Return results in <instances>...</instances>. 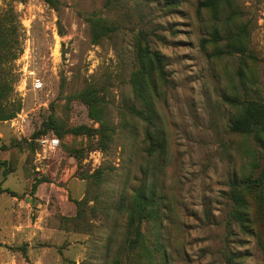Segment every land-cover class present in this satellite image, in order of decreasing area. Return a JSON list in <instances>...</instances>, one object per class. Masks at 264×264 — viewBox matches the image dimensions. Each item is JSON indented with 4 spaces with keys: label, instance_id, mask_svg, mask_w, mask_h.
I'll use <instances>...</instances> for the list:
<instances>
[{
    "label": "rangeland",
    "instance_id": "374dc122",
    "mask_svg": "<svg viewBox=\"0 0 264 264\" xmlns=\"http://www.w3.org/2000/svg\"><path fill=\"white\" fill-rule=\"evenodd\" d=\"M168 2L0 0L16 40L1 75L12 82L8 102L20 105L0 122V264H112L133 190L150 181L160 211L143 232L149 243L157 232L168 264H223L226 253L264 264L262 207L247 197L250 234L228 223V183L250 175L256 147L229 131L235 110L224 100L242 98V62L254 66L264 99V0H233L230 21L228 9L215 19L201 0ZM93 24L114 29L93 41ZM239 27L245 55L216 56L225 31ZM140 35L164 70L151 95L160 161L143 152L146 126L130 112L140 108L129 83ZM80 127L90 132L74 134ZM43 137L58 148L46 151Z\"/></svg>",
    "mask_w": 264,
    "mask_h": 264
},
{
    "label": "trees",
    "instance_id": "16d2710c",
    "mask_svg": "<svg viewBox=\"0 0 264 264\" xmlns=\"http://www.w3.org/2000/svg\"><path fill=\"white\" fill-rule=\"evenodd\" d=\"M45 1L53 3V0ZM168 3L173 4V0H169ZM199 6L207 10L215 19L226 9H228L227 21L237 16L233 8V0H201ZM11 19L9 14L0 12V122L12 119L20 110L19 102H8L13 91L12 82L4 80L1 75L4 64L16 59L13 51L16 40L10 36ZM95 26L97 25L93 24V41H97L101 33H109L114 29L108 26L95 29ZM226 26L224 24V28ZM225 32L227 41L225 50L217 49L215 55H245V28L239 27ZM213 38L214 41H218V33L215 32ZM135 60L136 70L131 73L129 83L133 97L139 103L140 108H130V112L146 126L142 140L143 152L147 157L160 161L165 153V144L162 133L154 126L151 95L155 91L154 80L165 81L163 65L157 53L149 50L142 35L136 38ZM253 70L254 66L251 63L248 65L242 62L238 70V78L242 85V98L238 94L224 98L225 102L235 110V116L229 123V131L250 139L256 147V151L249 152L250 175L243 179L234 178L228 183V199L231 202L228 223L236 224L243 234L251 233L250 222L245 212L247 197L254 200L264 210V99L259 94L258 79L250 73ZM92 90L89 88L91 93ZM92 102L93 100L89 99L86 101L90 107H92L90 105ZM72 131L77 135H86L90 132L85 127ZM36 186L37 183H34L32 189L34 190ZM157 187L154 181H150L148 185L142 183L133 190V195L125 209L126 223L123 227L122 240L112 264H168V257L164 254V247L157 232L150 243L147 242L143 232L145 222L156 224L159 218L160 208L156 200L158 198ZM237 258V255L226 253L223 255V264H239Z\"/></svg>",
    "mask_w": 264,
    "mask_h": 264
},
{
    "label": "built area",
    "instance_id": "2783aa9c",
    "mask_svg": "<svg viewBox=\"0 0 264 264\" xmlns=\"http://www.w3.org/2000/svg\"><path fill=\"white\" fill-rule=\"evenodd\" d=\"M24 76L26 77V79H28L30 81V87L32 90L36 91V90L40 89L41 82H40L39 78H37L35 76L34 72L25 69L24 70ZM38 142H39L40 146L48 152L55 151L59 145L58 140L56 138H52V137L51 138L43 137Z\"/></svg>",
    "mask_w": 264,
    "mask_h": 264
}]
</instances>
